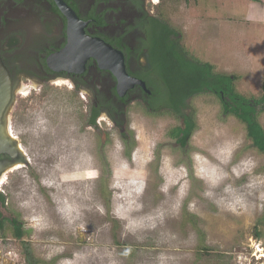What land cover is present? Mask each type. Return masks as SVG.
I'll use <instances>...</instances> for the list:
<instances>
[{"label": "rangeland", "instance_id": "374dc122", "mask_svg": "<svg viewBox=\"0 0 264 264\" xmlns=\"http://www.w3.org/2000/svg\"><path fill=\"white\" fill-rule=\"evenodd\" d=\"M157 9L191 56L235 75L247 96L264 92V0ZM19 103L13 130L28 162L10 173L4 211L27 233L0 235V264H28L27 250L39 264H264V154L215 94L189 100L197 126L186 148L168 135L182 119L138 100L129 144L109 119L88 125L87 102L67 85Z\"/></svg>", "mask_w": 264, "mask_h": 264}, {"label": "flooded vegetation", "instance_id": "af4514ba", "mask_svg": "<svg viewBox=\"0 0 264 264\" xmlns=\"http://www.w3.org/2000/svg\"><path fill=\"white\" fill-rule=\"evenodd\" d=\"M160 4L161 0H0V192L6 195L3 188L10 173L20 162H28L13 130L12 113L22 106L19 96L67 85L87 102V119L98 112L96 124L109 119L123 136H130V104L138 100L148 108L153 94L147 76L153 72L151 30L156 18L164 19L157 9ZM171 28L182 45L180 31ZM94 41L121 52L129 75L145 81L151 92L136 84L120 96L117 77L88 55ZM66 49V59L80 65H72V71L54 69ZM7 205L6 201L0 210L13 219L16 215L4 211ZM6 224L0 220L1 236L11 233Z\"/></svg>", "mask_w": 264, "mask_h": 264}, {"label": "trees", "instance_id": "16d2710c", "mask_svg": "<svg viewBox=\"0 0 264 264\" xmlns=\"http://www.w3.org/2000/svg\"><path fill=\"white\" fill-rule=\"evenodd\" d=\"M150 63L153 72L147 76V82L152 87L153 94L147 109L155 114L163 109L170 110L182 119L181 124L173 126L168 132L182 148L188 146L197 126L194 114L188 112L189 100L196 95L210 92L220 99L225 114L234 115L245 123L248 137L264 154V126L259 119V115L264 112V92L259 96H247L239 92L235 86V75L218 72L214 64L191 56L180 45L175 29L164 19L156 18L151 30ZM72 94L78 95L75 91ZM97 115L98 112L93 113L86 123L98 127ZM123 137L129 144L132 138L126 135ZM6 201L7 196L0 192V206H4ZM14 215L16 216L13 219H9L0 210L1 223L11 225V234L15 238L23 239L27 230L20 216ZM258 222L263 227L257 226L255 236L261 239L264 238V215ZM26 257L28 264H39L28 250Z\"/></svg>", "mask_w": 264, "mask_h": 264}, {"label": "water", "instance_id": "95a60500", "mask_svg": "<svg viewBox=\"0 0 264 264\" xmlns=\"http://www.w3.org/2000/svg\"><path fill=\"white\" fill-rule=\"evenodd\" d=\"M88 55L96 57L102 68L109 69L118 79V93L120 96H124L130 88H133L136 84H139L143 87L148 93L151 92L147 88L146 82L132 77L129 75L124 56L121 52L115 50L110 45L104 43L103 41H94L90 46H88ZM68 50L66 49L61 55H58L59 59L57 60L58 66H52L57 70H68L72 71L75 69L72 65H80V63L72 62L70 59H66L68 56ZM61 56L64 59H61ZM21 150V149H20Z\"/></svg>", "mask_w": 264, "mask_h": 264}]
</instances>
